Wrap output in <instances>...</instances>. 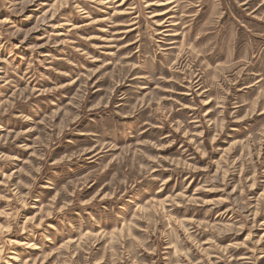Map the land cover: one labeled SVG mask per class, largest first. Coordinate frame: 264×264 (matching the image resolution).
Here are the masks:
<instances>
[{
    "label": "rangeland",
    "instance_id": "374dc122",
    "mask_svg": "<svg viewBox=\"0 0 264 264\" xmlns=\"http://www.w3.org/2000/svg\"><path fill=\"white\" fill-rule=\"evenodd\" d=\"M0 264H264V0H0Z\"/></svg>",
    "mask_w": 264,
    "mask_h": 264
},
{
    "label": "bare ground",
    "instance_id": "6f19581e",
    "mask_svg": "<svg viewBox=\"0 0 264 264\" xmlns=\"http://www.w3.org/2000/svg\"><path fill=\"white\" fill-rule=\"evenodd\" d=\"M170 2V1H169ZM169 2H165V3H169ZM164 5V4H163Z\"/></svg>",
    "mask_w": 264,
    "mask_h": 264
}]
</instances>
